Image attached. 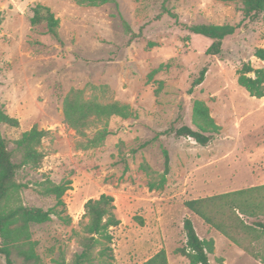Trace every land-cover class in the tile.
<instances>
[{
    "label": "rangeland",
    "instance_id": "374dc122",
    "mask_svg": "<svg viewBox=\"0 0 264 264\" xmlns=\"http://www.w3.org/2000/svg\"><path fill=\"white\" fill-rule=\"evenodd\" d=\"M37 3L59 20L57 36L44 23L30 24ZM241 7L239 0H113L98 6L0 0V108L18 121L0 123V131L12 161L21 160L14 142L22 132L33 126L47 131L40 167L17 171V181L30 183L20 200L70 218L66 223L54 214L29 226L36 264H71L81 250L83 204L102 193L114 197L120 223L110 228L113 259L92 264H140L162 248L168 264H189L175 251L185 242L186 217L200 238L213 241L209 264H264V231L254 225L264 222V190L255 193L262 210L254 216L239 213L250 228L234 233L235 242L184 205L264 183V96L251 98L237 83L243 62L264 67L252 55L264 47V19H243ZM196 24L236 28L224 38L220 54L210 57L205 52L212 40L188 29ZM204 65L203 82L188 93ZM69 97L99 105L118 102L130 114H92L79 133L65 120ZM195 100L207 105L219 127L206 145L175 135L181 125L196 128ZM103 129L108 134L99 144L83 148ZM164 151L170 167L166 182L150 189L163 172ZM46 177L71 181L63 208L36 191L35 183ZM13 256L16 264L23 262ZM0 264H5L1 252Z\"/></svg>",
    "mask_w": 264,
    "mask_h": 264
},
{
    "label": "trees",
    "instance_id": "16d2710c",
    "mask_svg": "<svg viewBox=\"0 0 264 264\" xmlns=\"http://www.w3.org/2000/svg\"><path fill=\"white\" fill-rule=\"evenodd\" d=\"M80 4L92 6L102 5L113 0H75ZM234 1V0H225ZM242 4L243 19L257 21L264 19V0H239ZM44 23L47 31L57 36L59 20L54 16L49 7L37 3L32 8L30 24L32 26ZM236 26L229 24H196L188 29L194 34L203 35L212 40L206 49V55L213 57L219 55L225 37L234 33ZM129 29V27H128ZM264 63V47H256L252 54ZM207 65H204L193 79L188 93L200 85L205 77ZM237 83L243 87L250 96L261 98L264 96V67L255 68L249 61L243 62L238 71ZM108 117L121 115L127 117L130 113L128 106L113 102L99 105L93 102H81L76 98H67L64 102V116L66 122L82 133V127L90 115ZM192 122L195 129L188 125H181L175 130L176 136L191 137L200 145H206L212 139V133L219 130L209 113L207 105L201 100H195L192 105ZM0 123L17 126V119L10 117L0 108ZM47 134L46 130L31 127L21 133L15 140L16 148L21 152V160L18 163L12 161L11 152L7 149L5 139L0 131V239L2 246L0 252L4 255L5 264H16L14 253L22 257L20 264H36L38 257L33 251V243L29 241V226L33 223L47 222L56 214L66 223L70 218L59 215L54 208L42 209L28 207L21 203L20 191L29 187V182L17 181L16 175L19 168L28 166L39 168L45 156L41 149V141ZM108 131L103 129L83 144V148L99 144ZM169 157L164 151V169L158 183H150V189H160L166 182L169 173ZM70 180L59 183L53 182L49 177L35 183L36 191L44 196L51 195L55 198V207L65 206L63 195L70 189ZM264 190V184L235 190L223 194L189 199L184 202L191 212L199 216L205 223L211 225L224 236L235 242L234 233L246 232L247 227L242 221V215L254 216L261 209L260 201L256 196ZM258 192V193H257ZM257 193V195H255ZM253 197V198H252ZM229 198V200H228ZM224 203V205H223ZM263 206V205H262ZM82 217L85 222L81 226V234L78 241L81 250L74 254L71 264H92L95 259H102V263L112 260L110 244L112 234L110 228L117 226L120 221L114 214V197L102 193L96 198H90L83 204ZM258 230L264 231V222L255 221ZM185 242L178 247L176 253L187 258L189 264H209L208 254L213 251V241L204 240L198 236L189 217L183 220ZM97 250L96 253H94ZM106 261H105V260ZM264 260V259H263ZM140 264H168L167 255L162 248Z\"/></svg>",
    "mask_w": 264,
    "mask_h": 264
},
{
    "label": "bare ground",
    "instance_id": "6f19581e",
    "mask_svg": "<svg viewBox=\"0 0 264 264\" xmlns=\"http://www.w3.org/2000/svg\"><path fill=\"white\" fill-rule=\"evenodd\" d=\"M245 91H246V90H245ZM250 97H251V98H254V97H252V96H250ZM254 99H258V98L255 97Z\"/></svg>",
    "mask_w": 264,
    "mask_h": 264
},
{
    "label": "crops",
    "instance_id": "0c3cea01",
    "mask_svg": "<svg viewBox=\"0 0 264 264\" xmlns=\"http://www.w3.org/2000/svg\"><path fill=\"white\" fill-rule=\"evenodd\" d=\"M264 184V183H263Z\"/></svg>",
    "mask_w": 264,
    "mask_h": 264
}]
</instances>
